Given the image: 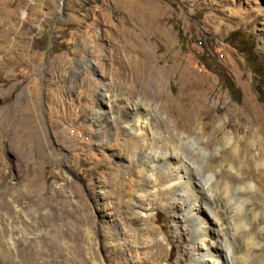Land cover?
<instances>
[{"label": "rangeland", "instance_id": "374dc122", "mask_svg": "<svg viewBox=\"0 0 264 264\" xmlns=\"http://www.w3.org/2000/svg\"><path fill=\"white\" fill-rule=\"evenodd\" d=\"M61 2L0 0V264H194L192 198L149 171L159 146L264 253V83L240 35L264 61V0Z\"/></svg>", "mask_w": 264, "mask_h": 264}, {"label": "bare ground", "instance_id": "6f19581e", "mask_svg": "<svg viewBox=\"0 0 264 264\" xmlns=\"http://www.w3.org/2000/svg\"><path fill=\"white\" fill-rule=\"evenodd\" d=\"M131 119L132 129H130V133L134 134L133 137L135 139H139L142 136H140V133L146 130L148 125L147 120L145 119V115L136 109L132 113ZM137 124L140 127V129L138 128V131L135 129ZM154 134L156 136L158 135L162 140H164V137L161 135L160 131L154 130ZM26 136L27 135L23 133L21 135L22 139L20 138V140H25ZM173 149L174 147L172 146V153H169L168 150H164L163 147L160 146L154 149L151 152L148 166L150 172L155 170L157 167L168 171V174L173 180L172 185L180 187L184 192L188 191L192 198L188 204L185 205V203H178V206L182 209H186V212L193 223L192 225L194 226L192 235L194 249L197 251V253H194V264H264V253H262L261 244L254 239L253 235L247 236V241L244 240L242 244H232L233 242L226 235L228 231H225L227 226L222 225L223 216L221 217L218 215V210L223 211L224 208H219L220 206L218 205L211 206L212 204L208 206L204 202V197H201V195L197 193L200 185L197 184L194 178L195 174H192L193 172H191L188 167L189 164L185 165L181 161V158H177V153H175ZM22 156L24 157L26 154L23 153ZM199 199H201V203L205 205V208L208 211L206 216L203 215L202 205L198 202ZM170 200L172 201V199ZM170 206V211L175 213L174 205L170 204ZM228 216L232 217L229 214ZM207 219H210V221L215 224L216 230L213 236H210L209 232L207 231V225L209 224Z\"/></svg>", "mask_w": 264, "mask_h": 264}, {"label": "trees", "instance_id": "16d2710c", "mask_svg": "<svg viewBox=\"0 0 264 264\" xmlns=\"http://www.w3.org/2000/svg\"><path fill=\"white\" fill-rule=\"evenodd\" d=\"M234 34H236V32L231 33L229 37L233 38ZM240 35L241 36L243 35V39H244L241 43L242 44L241 46L243 47V51L245 52L248 58L247 61L249 65L251 66L257 80L259 81V85H260V83L261 84L264 83V80H263L264 77L262 78V76L264 75V61L257 54L255 50L254 37L250 33L248 34L240 33ZM221 78H222V84L228 90L230 96L235 101L239 102L240 92L235 86L232 79L226 73H222Z\"/></svg>", "mask_w": 264, "mask_h": 264}, {"label": "crops", "instance_id": "0c3cea01", "mask_svg": "<svg viewBox=\"0 0 264 264\" xmlns=\"http://www.w3.org/2000/svg\"><path fill=\"white\" fill-rule=\"evenodd\" d=\"M81 71H82V68H81ZM82 74V73H81ZM85 74H86V72L84 71V69H83V74L81 75V78H84L85 77ZM91 83H89V85H90ZM44 85V91H45V95H46V91H48V84L47 83H44L43 84ZM81 87H80V90L82 89V87H83V85H80ZM80 90H79V92H80ZM50 91V90H49ZM52 91V90H51ZM51 91L49 92V94L50 95H52V93H51ZM89 91H90V89H89ZM78 92V93H79ZM47 96V95H46ZM46 109H48L49 110V107L48 108H46Z\"/></svg>", "mask_w": 264, "mask_h": 264}, {"label": "water", "instance_id": "95a60500", "mask_svg": "<svg viewBox=\"0 0 264 264\" xmlns=\"http://www.w3.org/2000/svg\"><path fill=\"white\" fill-rule=\"evenodd\" d=\"M61 4H62V7H63L64 0H62ZM90 69H91V71H94V70H92V68H90ZM96 75H97V74H96Z\"/></svg>", "mask_w": 264, "mask_h": 264}]
</instances>
